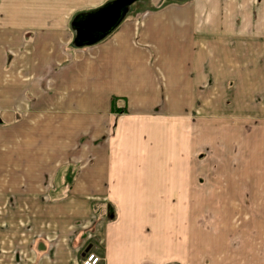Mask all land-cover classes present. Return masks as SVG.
Listing matches in <instances>:
<instances>
[{
    "label": "crops",
    "instance_id": "1",
    "mask_svg": "<svg viewBox=\"0 0 264 264\" xmlns=\"http://www.w3.org/2000/svg\"><path fill=\"white\" fill-rule=\"evenodd\" d=\"M113 1L0 0V105L25 113L2 140L11 155L0 152V165H11L0 173V204L12 198L0 206V214L6 206L12 213L7 222L0 215V264H81L88 252L98 264H205L195 238L170 241L162 217L151 224L157 218L146 214L164 205L149 208L131 196L152 202L159 193L243 190L228 189L230 182L211 188L219 181L212 164L231 165L212 154L211 124L251 116L253 142L262 141L264 0H168L155 8L141 0L143 8L122 10L97 39L84 38L79 28ZM174 154V167L164 168ZM253 164L256 178L242 182L259 197L264 152ZM198 179L211 183L200 188ZM70 180L71 190L53 198L52 188L61 193ZM20 181L27 188H17ZM99 201L102 208L93 205Z\"/></svg>",
    "mask_w": 264,
    "mask_h": 264
},
{
    "label": "rangeland",
    "instance_id": "2",
    "mask_svg": "<svg viewBox=\"0 0 264 264\" xmlns=\"http://www.w3.org/2000/svg\"><path fill=\"white\" fill-rule=\"evenodd\" d=\"M167 1L168 0H154V8L161 5L163 2L166 3ZM140 2L141 0H134L128 6H130L132 9L134 8L135 10H137L138 7L143 8L144 5H142ZM148 2L150 4L151 0H149ZM115 102L113 101V104H115ZM119 104H121V102ZM11 108L12 106L9 105L8 102H3V104L0 105V111L2 114H4L3 118L1 117L2 121L0 122V152H5L8 154L10 153V155L11 150H7L8 148L10 149V144L2 143V140L10 137V131L12 128L11 126L19 125L20 122L16 121L19 119L21 120L22 118L24 119L25 117V113L21 108L19 109L21 111H12ZM114 111L118 110L114 109ZM13 112H17L19 116H13ZM240 119L241 121H239ZM256 121L257 118L246 115L241 118H212V132L210 134V140L213 148L212 154L216 157L217 160L229 158V164L231 165L227 166L221 164H212V175L214 176V179L212 180L218 179L220 182L213 181L211 188L213 190L223 189L226 183L230 182L232 186H229L227 188L235 189V183H238V188H243V190H235L237 193L236 195H229L228 192L223 196H211L208 194L205 195V193H207L205 191L201 194H198L197 196L185 198L172 195H164L170 194L165 191L167 193H159L156 198L154 197L155 201L152 202L149 201V198L145 197H140L139 199H137L136 197L131 196L130 198L133 201H140L141 203L145 204L146 207H153V209H161V207H163L164 205L163 213L146 214L148 218H157V221H151V224L154 223L157 224V226H160L159 223L161 222V219L159 217H162L164 228H166V225L169 226L168 231H163L164 238L169 236L170 241L171 238H176L177 236H180L181 240H187L188 238L190 242H193L192 240H194L195 238L197 258L201 257L202 260L204 255L205 257L208 256L210 258V260L209 258L206 260L205 264H264V182L263 179L258 176L260 180H258L259 182H257L256 185L260 189L261 195L259 197L252 196V184L250 182H242V180H248V178L255 177V165L253 164V159L256 158V155H258L260 151L264 152V133L260 134V138L262 141L258 144H254L255 141L253 142L252 139L253 135L249 130V127L252 124L258 123ZM260 123H262V121ZM243 126L244 129L247 130L246 133L235 132V127L242 128ZM25 135L27 136V133H25ZM199 141L202 142V137L201 140H196V142ZM201 152V154L195 155L196 162H201L203 157L205 156V153H203V151ZM10 155L7 157H10ZM169 159V163L171 164H169V166L165 165L164 168L171 169L174 167L172 166V164L175 159V154L170 155ZM18 166L19 165H17L16 167ZM23 167L26 168V166ZM197 167L200 168V171L196 170L197 175L199 174L200 176H203V167H200L199 165H197ZM228 167L229 172L227 174L225 171ZM51 168L54 167L51 166ZM159 168H161V166H159ZM75 169H79V166H76V168L75 166L70 167V169L68 170V176L70 175V173L73 174ZM1 171L3 173L10 172L11 165H0V173ZM134 171L135 170H133V172ZM21 172H23V168L21 169ZM60 172H67L66 167L63 166V169ZM138 172L140 171L138 170ZM226 175L228 176L229 181H227V179L225 181L221 180L227 177ZM9 183H11V181ZM24 183L20 181L15 185L17 188L21 189L19 185H23ZM72 183L73 182H71V180L62 181L63 189L61 193L60 191H58L59 189H57V187H53L52 189L54 190L52 191V197L58 198L64 195L65 191L71 190ZM210 183L211 182L207 181L205 184L203 179H198L196 181L197 186L200 188L204 187V185L209 186ZM206 188L208 190V187ZM8 189H11V187L7 188V190ZM8 192L12 191L8 190ZM162 192H164V190ZM10 199L6 196L1 198L2 202L0 206L6 205L8 203V200ZM94 199L96 198H91L90 200L92 201ZM98 199H100V201L104 199L102 201H105V198ZM100 201L97 203H93V205L97 204V206H100V208H102L103 203L105 204V202ZM221 205L227 207L226 212H217L216 208H220ZM178 206L182 208L183 211L179 213H173L172 210L177 209ZM3 210H6V212L1 210V218L6 222L11 220L12 213L7 212V206L4 207ZM167 210L171 211L168 212ZM175 221L179 223V225H177V228H173ZM163 244L165 245H163L165 251L171 248V245L166 244L165 240L163 241ZM185 246L188 245L185 244ZM86 254L83 256V258L86 256ZM99 261L97 262V264L99 263ZM200 262L201 264H204L203 261H196L195 263L200 264Z\"/></svg>",
    "mask_w": 264,
    "mask_h": 264
},
{
    "label": "water",
    "instance_id": "3",
    "mask_svg": "<svg viewBox=\"0 0 264 264\" xmlns=\"http://www.w3.org/2000/svg\"><path fill=\"white\" fill-rule=\"evenodd\" d=\"M134 0H114L106 6L95 10L89 17L86 23L79 28L80 33L84 38H89L90 41L97 39L104 31L114 23L121 14L122 10ZM96 31L97 35L90 33Z\"/></svg>",
    "mask_w": 264,
    "mask_h": 264
},
{
    "label": "built area",
    "instance_id": "4",
    "mask_svg": "<svg viewBox=\"0 0 264 264\" xmlns=\"http://www.w3.org/2000/svg\"><path fill=\"white\" fill-rule=\"evenodd\" d=\"M99 261V256L90 252L82 259L81 264H97Z\"/></svg>",
    "mask_w": 264,
    "mask_h": 264
}]
</instances>
